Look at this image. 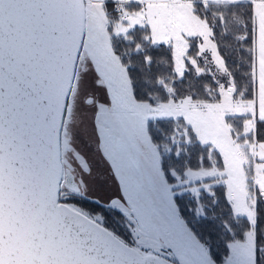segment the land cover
<instances>
[{
	"label": "snow or ice",
	"instance_id": "snow-or-ice-1",
	"mask_svg": "<svg viewBox=\"0 0 264 264\" xmlns=\"http://www.w3.org/2000/svg\"><path fill=\"white\" fill-rule=\"evenodd\" d=\"M0 264H264V0H0Z\"/></svg>",
	"mask_w": 264,
	"mask_h": 264
}]
</instances>
